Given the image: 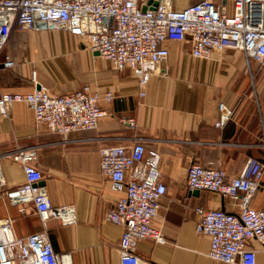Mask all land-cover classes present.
<instances>
[{"label":"crops","instance_id":"0c3cea01","mask_svg":"<svg viewBox=\"0 0 264 264\" xmlns=\"http://www.w3.org/2000/svg\"><path fill=\"white\" fill-rule=\"evenodd\" d=\"M197 1L173 0V6L180 9ZM165 45L170 51L166 59L145 63L150 77L142 88L133 69H116L88 47L85 35L52 28L12 32L0 53V96L32 91L35 71L39 83L55 93L90 85L101 95L112 90L115 97L100 100L108 113L96 129L66 137L37 124L27 103H13L8 114L0 111V153L47 144L38 150L41 183L53 206H75L76 221L64 225L50 217L43 222L31 204L25 214L18 212L5 196L25 180L22 165L13 157L0 158V220L12 216L18 235L46 231L54 250L70 252L73 264H120L123 228L105 214L121 193L111 189L101 171L100 149L140 137L148 149L160 152L167 185L154 219L164 241L139 240L142 264H227L208 256L210 239L197 230L195 207L231 211L237 206L220 192L190 190L187 172L192 162H199L235 176L249 158L264 161V68L237 48L196 58L189 41L167 40ZM7 59L14 64L7 66ZM220 102L233 110L223 125L216 123ZM250 204L264 208V176ZM256 264H264L259 246Z\"/></svg>","mask_w":264,"mask_h":264},{"label":"built area","instance_id":"2783aa9c","mask_svg":"<svg viewBox=\"0 0 264 264\" xmlns=\"http://www.w3.org/2000/svg\"><path fill=\"white\" fill-rule=\"evenodd\" d=\"M63 29L85 35L88 47L111 61L119 70L133 69L145 88L150 73L147 62H160L169 56L167 40L189 41L191 55L210 58L227 48L243 51L264 68V0H199L183 8L173 0H0V53L15 29ZM5 64L14 62L7 59ZM35 88L30 92H5L0 111L8 114L15 102L27 103L37 124L66 137L79 130L96 129L115 93L103 95L90 85L68 93H55L44 87L33 72ZM141 94H145L142 91ZM217 125L225 124L233 110L220 102ZM47 144L17 147L0 153L13 157L25 172L22 184L5 191L20 214L27 205L46 222L50 217L62 224L76 221L73 204L53 206L47 187L41 183L38 150ZM161 154L148 149L144 139L131 138L129 144L100 149V167L109 177L113 191L121 193L105 218L122 226L118 245L120 264H142L137 253L139 240L164 241L154 219L167 185L160 170ZM264 161L249 158L243 170L230 176L223 167L192 162L186 183L190 190L217 191L230 198L234 210L196 206L197 230L210 239L208 256L227 264H256L258 246L264 250V208L250 199L261 185ZM12 216L0 220V264H73L70 252L54 250L46 231L18 235Z\"/></svg>","mask_w":264,"mask_h":264}]
</instances>
